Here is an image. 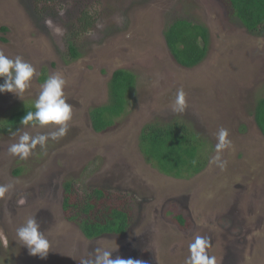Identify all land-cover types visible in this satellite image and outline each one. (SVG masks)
Here are the masks:
<instances>
[{"label": "rangeland", "instance_id": "1", "mask_svg": "<svg viewBox=\"0 0 264 264\" xmlns=\"http://www.w3.org/2000/svg\"><path fill=\"white\" fill-rule=\"evenodd\" d=\"M68 1L74 9L40 17L30 0H0V52L35 68L21 96L0 93V117L35 102L54 74L65 80L64 98L72 109L66 134L49 136L44 148L37 145L25 159L9 147L25 133L49 135L58 126L20 124L0 133V186H11L0 196V264H80L98 247L113 249V259L186 264L197 236L209 241L206 251L216 264H264V134L254 114L264 96V31L249 32L228 0ZM88 5L97 24L75 40L80 55L73 57L71 24L78 6ZM176 18L210 30L208 53L198 65L178 64L166 44L163 31ZM118 68L136 75L130 105L113 126L96 131L91 110L109 101ZM181 88L186 107L175 112ZM151 123L185 126L200 136L201 171L173 177L147 159L139 136ZM221 128L230 144L217 153ZM67 179L129 193L135 204L127 232L85 237L62 212ZM177 213L188 218L186 228ZM30 217L49 241L43 259L17 242L16 230Z\"/></svg>", "mask_w": 264, "mask_h": 264}, {"label": "trees", "instance_id": "2", "mask_svg": "<svg viewBox=\"0 0 264 264\" xmlns=\"http://www.w3.org/2000/svg\"><path fill=\"white\" fill-rule=\"evenodd\" d=\"M76 2V0H74ZM68 0H30L40 17L56 16L61 10H69ZM231 12L252 33L264 31V0H228ZM71 24L70 53L80 55L77 40L97 24V15L89 5L81 8ZM76 12V11H75ZM74 12V13H75ZM168 48L175 61L192 67L204 60L210 43V30L203 23L176 18L163 31ZM136 84V75L126 68L114 71L110 80L109 101L91 110L92 125L96 131L113 126L128 109L129 97ZM35 111L34 102L11 109L0 117V133L14 131L27 112ZM255 119L264 134V96L255 106ZM31 124V123H30ZM141 152L159 170L173 177H190L202 167L201 147L204 140L185 126L176 124H147L140 136ZM22 171L21 167L16 170ZM134 198L126 192L113 191L101 186H83L74 179L63 182L62 212L89 239L104 234L122 235L127 232L134 217ZM175 219L182 227L188 218L177 213ZM186 228V227H185Z\"/></svg>", "mask_w": 264, "mask_h": 264}, {"label": "clouds", "instance_id": "3", "mask_svg": "<svg viewBox=\"0 0 264 264\" xmlns=\"http://www.w3.org/2000/svg\"><path fill=\"white\" fill-rule=\"evenodd\" d=\"M35 75V68L22 57L17 56L11 59L3 52H0V77L4 79L0 83V93L11 92L21 96L26 89L30 87V82ZM65 80L60 74L49 76L41 87L38 98L34 102L35 111H29L21 120L22 125L32 124V126H58V130L51 132L49 135L30 136L28 133L19 138V142L12 144L8 151L13 155L20 156L21 159L27 158L37 145L41 148L46 146L49 136L53 140L58 139L66 134L67 122L71 119V105L64 98L63 88ZM186 107L184 90L178 89L175 94V106L173 111L183 112ZM227 129L221 128L217 139L216 151L219 153L226 148L230 141L227 139ZM216 162L222 169L225 162L221 161L219 155L215 157ZM11 187L0 186V196H3ZM17 242L28 248L32 255H38L45 258L50 250L49 241L40 231V225L35 217H30L26 222L16 230ZM209 247V241L201 236H197L189 245L190 256L186 264H216V258L209 256L206 249ZM113 249L96 248L91 258H85L80 264H144L140 260L132 258L124 259L120 257L112 258Z\"/></svg>", "mask_w": 264, "mask_h": 264}, {"label": "water", "instance_id": "4", "mask_svg": "<svg viewBox=\"0 0 264 264\" xmlns=\"http://www.w3.org/2000/svg\"><path fill=\"white\" fill-rule=\"evenodd\" d=\"M198 65V64H197Z\"/></svg>", "mask_w": 264, "mask_h": 264}]
</instances>
